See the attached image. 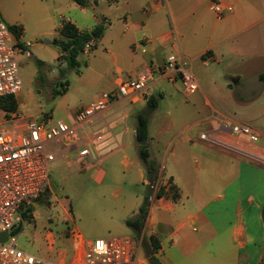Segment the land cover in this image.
<instances>
[{"label":"crops","instance_id":"1","mask_svg":"<svg viewBox=\"0 0 264 264\" xmlns=\"http://www.w3.org/2000/svg\"><path fill=\"white\" fill-rule=\"evenodd\" d=\"M214 2L233 10L220 19L211 10ZM35 7H44L54 25L32 36H53L49 43L60 35L66 21L82 31L110 21L97 47L79 56V77L89 84L86 105L151 64L163 65L172 54L181 58L198 82V90L187 95L179 80L156 75L134 104L118 97L106 113L104 140L93 151L98 162L88 168L96 171L100 183L105 168H123L131 185L146 187L148 193L147 171L136 141V116L149 96L163 95L148 131L151 158L159 172L164 168L169 192L151 203L142 237H133L139 244L135 264H151L153 253L143 249V238L151 236L160 243L155 255L163 264H262L264 0H90L85 6L75 0H0V18L23 28L20 40L14 36L25 47L21 56L32 57V47L38 54L35 58L45 62L47 46L23 41L22 20ZM71 9H81L88 18L66 17ZM141 42H146L145 51ZM58 47L60 58L63 50ZM68 83L64 82L65 94L70 92ZM82 106L67 113L70 121ZM234 123L249 125L259 139L235 134ZM53 199L61 203L55 191ZM144 200L143 194L132 193L120 217L122 225L138 214ZM62 206L69 212L65 203ZM36 218L31 212L26 221ZM118 227L128 231L121 224ZM96 236L46 228L41 232L40 258L53 264H83L87 243Z\"/></svg>","mask_w":264,"mask_h":264},{"label":"built area","instance_id":"2","mask_svg":"<svg viewBox=\"0 0 264 264\" xmlns=\"http://www.w3.org/2000/svg\"><path fill=\"white\" fill-rule=\"evenodd\" d=\"M211 10L221 19L233 8L214 2ZM109 23L105 19L102 24ZM145 43L141 42L143 51ZM95 45L96 40L88 42L84 53L91 52ZM24 53L25 47L20 46L0 18V110L4 117L0 119V232L9 233L8 240L0 243V264H53L21 250L18 236L12 234L22 220V212L50 187L52 172H79L98 162L93 151L104 140L106 113L116 98L124 97L134 104L144 96L156 75L179 80L187 95L195 93L199 86L191 69L172 54L163 65L153 63L139 76L124 80L116 90L101 92L95 100L79 108L71 122L52 116L27 117L18 109L9 112L1 106L2 98L18 97L23 91L19 57ZM3 122L13 124L12 130L8 131ZM231 127L237 135H248L253 141L259 139L258 133L247 124L234 123ZM202 137L207 138V134ZM163 170L156 181L147 182L151 203L157 199L160 187L168 186ZM138 251V241L131 236L96 238L87 243L83 264H135Z\"/></svg>","mask_w":264,"mask_h":264},{"label":"rangeland","instance_id":"3","mask_svg":"<svg viewBox=\"0 0 264 264\" xmlns=\"http://www.w3.org/2000/svg\"><path fill=\"white\" fill-rule=\"evenodd\" d=\"M81 11V9H71L67 11L66 17L87 19L86 12ZM30 15L29 18L22 20L25 28L24 43L28 41L43 43L49 48V52H46L45 62L35 58L38 54L32 47H29L32 57H19L23 91L18 110L27 117L43 119L45 116H52L57 120L71 122L67 113L86 105L90 92L85 88L89 84L80 79L77 67H71L65 60L58 58L59 47L54 42L49 43L53 41V36L43 35L38 38L32 36L33 32L40 33L45 29H51L54 25V20L49 19L48 11L44 7L39 9L35 7ZM6 24L9 28L12 26L7 22ZM21 36L22 33L20 38ZM67 80L70 84V92L65 94L60 83ZM0 119H4L1 110ZM3 126L11 131L13 124L3 122ZM104 170L106 175L101 183L100 179L96 178V171L93 168L79 172L61 173L58 170L52 172L49 189L43 193L39 206L34 204L31 208L37 218L31 222H24L22 230L17 234L19 248L26 253L42 257L41 232L49 227L56 232L75 229L89 237L97 235L96 238L127 235L139 239L140 237L125 224L126 222L122 225L120 217L124 215L122 211L128 207L126 202L132 193H141L146 197L147 188L131 185L129 178L124 175L123 168ZM53 191L61 203L55 200V196L53 201L50 200ZM63 203L69 208V212L63 209ZM22 222L23 219L20 223ZM120 224L128 231L121 232L118 227ZM144 248L147 254L143 242Z\"/></svg>","mask_w":264,"mask_h":264},{"label":"trees","instance_id":"4","mask_svg":"<svg viewBox=\"0 0 264 264\" xmlns=\"http://www.w3.org/2000/svg\"><path fill=\"white\" fill-rule=\"evenodd\" d=\"M78 4L85 6L90 0H75ZM10 30L13 32L14 36L19 40L20 34L23 32L21 26L12 25ZM105 32V26L102 24L97 25L92 30H80L70 21L63 23V26L60 29V35L54 38V43L61 47L63 54L60 59L65 60L69 66L77 67L80 65L79 56L84 53L85 46L91 40L98 41ZM97 44V43H96ZM97 47L95 45L93 50ZM261 78L264 79V73L261 75ZM62 91L65 93L66 88L64 87V82L60 83ZM162 94L151 95L147 99L146 107L140 111L137 118V127H136V141L138 145V151L142 162L144 163L147 171V177L149 182H154L158 179L160 172L158 171L157 163L151 158L150 143H149V121L153 112L158 108L159 102L162 98ZM1 106L3 109L13 112L19 108V102L17 97L8 96L1 99ZM148 193L145 197V200L140 207V210L137 215L130 217L126 220V224L131 227L138 237H142L146 219L150 210L151 202L149 196L151 190L149 185ZM173 191L175 197L178 196L177 191L173 186L170 188ZM169 192L165 186H161L157 192V198L166 195ZM42 196L37 198L35 202H40ZM29 208L22 213L23 221L29 220L31 218V208ZM263 219H264V208H263ZM23 228V223L12 232L13 235H17ZM144 245L148 252H152L153 255L149 258L151 264H163L159 258L155 255L157 250L160 247L159 241L151 236L150 238H143ZM262 264H264V256L262 259Z\"/></svg>","mask_w":264,"mask_h":264},{"label":"water","instance_id":"5","mask_svg":"<svg viewBox=\"0 0 264 264\" xmlns=\"http://www.w3.org/2000/svg\"><path fill=\"white\" fill-rule=\"evenodd\" d=\"M38 205L37 203H35ZM9 238V233L7 231L0 232V243H5Z\"/></svg>","mask_w":264,"mask_h":264}]
</instances>
